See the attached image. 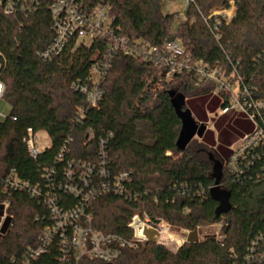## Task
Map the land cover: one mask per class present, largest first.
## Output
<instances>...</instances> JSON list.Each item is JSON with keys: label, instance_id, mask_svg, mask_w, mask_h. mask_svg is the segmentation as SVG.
Segmentation results:
<instances>
[{"label": "trees", "instance_id": "1", "mask_svg": "<svg viewBox=\"0 0 264 264\" xmlns=\"http://www.w3.org/2000/svg\"><path fill=\"white\" fill-rule=\"evenodd\" d=\"M51 1L39 0L35 8L7 15L0 0V82L5 87L2 100L11 105L10 113L0 118V175L15 169L21 179L44 185L43 173L55 168L53 177L59 182L72 158L99 166V139L111 133L104 165L111 177L122 171L131 173L134 181L129 189L135 196L98 195L89 208L96 229L129 234L127 224L138 211H145L152 220L164 219L191 230L224 218L229 222L221 242L209 237L187 242L176 252L147 242L124 248L114 264H232L234 254L242 258L256 236L264 234V154L240 174L223 167L219 185L230 193L227 214L216 216L218 203L211 189L215 162L223 164L231 153L233 135L242 137L253 123L244 114L219 116L218 139L208 129L200 140L181 149L177 141L183 122L177 99L195 96L187 103L200 121H207L205 108L216 111L228 100L213 95L208 84L197 85L195 73L177 75L156 90L154 85L163 81L162 69L120 52L102 80L104 94L98 108H87L85 119L80 118L86 96L73 84L88 78L93 63L106 53L109 39L89 44L72 39L59 55L44 61L38 52L47 49L54 37ZM83 1L88 6L105 2L114 29L125 37L142 38L158 47L177 38L196 62L222 65L228 72L236 69L253 98L264 101V0H234L237 14L219 28V38L203 15L229 0H195L184 20L177 18L179 12L164 11L168 1L177 0ZM180 109L188 106L182 104ZM258 122L264 127V108ZM30 128L47 132L51 139L36 157L24 142ZM63 148L64 158L57 162ZM61 196L68 205L76 199ZM10 198L15 218L13 226L0 235V264H10L13 258L22 261L28 246L38 244L48 222L47 208L38 199L23 191L13 192ZM260 248L264 249V240ZM59 257L53 246L31 264H61ZM84 263L112 264L89 259Z\"/></svg>", "mask_w": 264, "mask_h": 264}, {"label": "built area", "instance_id": "2", "mask_svg": "<svg viewBox=\"0 0 264 264\" xmlns=\"http://www.w3.org/2000/svg\"><path fill=\"white\" fill-rule=\"evenodd\" d=\"M181 1L183 8L177 18L184 20L195 0ZM38 2L39 0H2L4 13L7 15L28 11L27 9L35 8ZM50 11L54 37L47 49L38 52V56L44 61L59 55L72 39L77 42H85L86 38L90 42L95 39H109L106 53L93 63L88 78L84 82L78 81L73 84L75 90L83 92L86 96L87 106L79 108L80 118L85 119L87 108H98L104 94L102 80L110 70L114 56L120 52L162 69L163 81L154 85L156 90L162 89L164 83L171 82L177 75L195 73L198 77L197 85L208 84L212 86L213 95L228 100L225 106H220L214 112V116L236 112L244 114L253 123L252 130L240 137L236 147L230 146L231 153L223 160V167L240 174L244 168L252 165L255 158L264 154V127L258 122L264 101L253 98L250 88L242 85L236 69L228 72L222 65L211 67L196 62L177 38L168 39L158 47L142 38L131 39L119 34L114 29V18L110 16L105 2L88 6L83 0H52ZM236 14L235 1L229 0L225 6L212 8L207 15H203V18L212 26L215 37L219 38V28L230 24ZM4 90V84L0 82V101ZM5 117L6 115L0 113V118ZM111 137L112 134L109 133L99 139L97 155L101 159L99 166L92 161L72 158L68 160L63 172L64 180L59 182L53 177L55 168L43 173V178L46 179L44 185L21 179L15 169H11L5 176L0 175V235L14 224L15 211L10 196L15 191H23L30 198L38 199L47 208L48 215V222L42 229L38 244L28 246L22 261L17 262L13 258L10 264H31L53 246L59 250L61 264H85L84 261L87 259L114 264L117 263L124 248L133 249L149 242L144 236L146 228L158 231L157 244L165 247L174 245L168 242L172 235L170 233L172 225L164 219L152 220L145 211H138L132 215L127 224L129 234L104 232L93 226V214L89 208L98 195L111 192L127 198L135 196L129 189L134 181L131 173L122 171L111 177L104 165L106 147ZM24 142L33 157L38 156L50 145L42 146L38 132L31 128L28 129ZM65 151L64 148L60 151L57 162L64 158ZM261 172L264 175V166L261 167ZM61 194L76 199L68 205ZM226 220L224 218L213 223L218 225V229L215 234H208L206 239L212 237L215 241L221 242L226 237L224 232L228 224ZM196 229L198 230L199 226ZM191 231L185 229V238L181 240V245L171 249L173 252L187 242V236ZM263 240V233L256 236L242 258L234 254L232 264H261L264 261V249L260 248Z\"/></svg>", "mask_w": 264, "mask_h": 264}, {"label": "water", "instance_id": "3", "mask_svg": "<svg viewBox=\"0 0 264 264\" xmlns=\"http://www.w3.org/2000/svg\"><path fill=\"white\" fill-rule=\"evenodd\" d=\"M184 100L185 98L181 97L176 101L177 112L182 117L183 122V127L177 141V144L181 149H185L195 137L202 138L205 132L208 130L207 124L205 122L197 121L188 109H180V106L184 104ZM213 170L215 177V186L211 189V196L218 203L215 209V214L216 216H220L222 214H227L231 208L229 201L230 193L226 190L221 189L219 185L220 180L222 178L223 164L220 161H216L213 166ZM228 226L229 222L225 226V233L227 232ZM144 236L148 239L149 242L156 243L159 237V233L158 231L153 230L151 228H146L144 231ZM199 241V233L198 230L195 228L188 234L187 242L196 243Z\"/></svg>", "mask_w": 264, "mask_h": 264}, {"label": "rangeland", "instance_id": "4", "mask_svg": "<svg viewBox=\"0 0 264 264\" xmlns=\"http://www.w3.org/2000/svg\"><path fill=\"white\" fill-rule=\"evenodd\" d=\"M182 8H183V3H182L181 0L168 1L166 3V6H165V10L164 11L166 13L181 12L182 11ZM177 24H178V22L176 21V24L174 25V28L171 31L172 35L175 34V27H176ZM85 42L87 44H89L90 43V40L86 38ZM211 96H213V95H211ZM189 98H194L195 99L196 97L195 96H192V97H189ZM189 98H186L184 100V104H186L188 106V110L192 113L193 117L197 121H200L196 117L195 112H193V110L191 109V107H189V105L187 103V100ZM210 98H212V97H210ZM10 111H11V105H10V103L7 102V101L1 100L0 101V113H3L4 115H6V114H9ZM205 112L207 114V121H200V122H205L207 124L208 129H213L214 132H215V137H216V139H218L219 132H218L217 127H216V122L218 121V117L217 116H214L213 114H214L215 111H212L209 108H205ZM233 114H238V113H236V112H230L228 115H233ZM38 136L40 138V144L42 146H48L50 144V137L47 134V132H45L43 130L38 131ZM200 139L201 138L195 137L193 139V141H197V140H200ZM232 139H233V142H232V145L233 146L232 147H236L237 142L240 139L239 135L234 134ZM217 229H218V225H215L213 223L212 224H206V225H200L199 226V229H198L200 241L205 240L206 239V236L208 234H215L216 231H217ZM170 233H172V235H171V238L169 239L168 242L173 243L174 245L173 246H170V247H166V248H168L170 251H172L171 249H175L177 247V245H181V243H182L181 240L183 238H185V228H178V227L172 226ZM185 243H187V242H185Z\"/></svg>", "mask_w": 264, "mask_h": 264}]
</instances>
